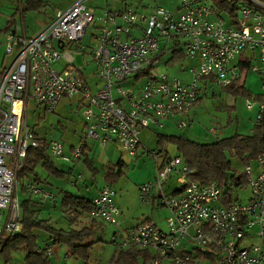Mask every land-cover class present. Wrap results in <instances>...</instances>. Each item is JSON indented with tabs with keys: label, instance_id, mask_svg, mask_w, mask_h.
I'll return each instance as SVG.
<instances>
[{
	"label": "built area",
	"instance_id": "built-area-1",
	"mask_svg": "<svg viewBox=\"0 0 264 264\" xmlns=\"http://www.w3.org/2000/svg\"><path fill=\"white\" fill-rule=\"evenodd\" d=\"M87 1L57 11L36 36L5 35V54L12 61L0 85V240L22 230L19 175L27 151L39 147L26 122L30 101L49 114L61 99L70 102V112L84 122V142L66 155L60 141L50 140L47 153L53 160L75 163L89 139L101 148L113 143L135 158L144 129L161 128L170 120L185 128L204 81L223 88L241 81L247 71L240 62L248 61L251 69L256 52L259 66L252 71L261 76L264 91V5L242 6L241 18L237 14L227 23L203 0H180L174 10L156 7L148 16L126 7L96 15ZM172 49L197 60L189 83L161 71L159 55ZM78 56L90 61L74 66ZM60 60L65 67L57 71ZM88 63L95 67L93 86L82 72ZM245 105L249 111L255 107L248 98ZM257 110L259 122L263 102ZM152 155L155 178L139 186V198L146 204L156 196L157 205L167 211L166 230L145 219L120 232L121 213L109 184L91 201L89 216L116 229L111 241L116 250L148 252L152 258L145 264H264L263 156L254 160L256 172L252 164L244 167L251 198L241 202L227 200L215 182L194 180L193 170L178 155ZM171 177L178 189L167 194L163 187ZM23 191L39 203L53 199L33 181L25 182ZM52 253L48 247L47 254Z\"/></svg>",
	"mask_w": 264,
	"mask_h": 264
},
{
	"label": "rangeland",
	"instance_id": "rangeland-1",
	"mask_svg": "<svg viewBox=\"0 0 264 264\" xmlns=\"http://www.w3.org/2000/svg\"><path fill=\"white\" fill-rule=\"evenodd\" d=\"M44 1L47 2L44 13H29L24 20V24L28 27L29 32L37 29L38 21L50 24L51 19L54 18L57 11L64 10V8L77 0ZM24 2L25 0H22L23 5ZM179 3L180 0H88L85 4L96 15L102 14L105 10H119L126 7V9L137 11L142 15L148 16L156 7L174 10L178 7ZM8 4L10 7H15L17 5L16 0H0V13L10 14V10L6 12L4 8ZM237 14L238 17L241 18L239 10ZM221 15L227 23L233 19L226 13H221ZM14 20L16 22L17 31L20 33L22 30L21 16L18 14ZM139 33L140 32H137L135 35L140 37ZM89 35L90 30H88L85 39H87ZM88 61H90L89 57L84 60L83 57L78 56L75 58L74 66H83ZM159 61L161 71L165 73L169 79L178 80L182 83H189L191 81L190 70L197 67V60L187 59L183 57L182 53L179 51L175 53L167 51L160 56ZM5 63H7V60ZM251 66V69L247 70L243 82L244 90L247 91L248 95H233L219 86L216 82L209 84L206 90L201 91L199 102H197L195 107L190 111L189 118L186 119L185 128H178L177 121L170 120L162 122L161 124L163 126L161 128L151 126L141 131L139 139L144 149L139 147L138 154L135 158L130 157L126 152L122 151L119 146L107 143L102 149L97 142L89 139L86 142L90 150L85 148L82 155L84 152L86 154L91 153L93 165L97 171L96 175H92L91 171L87 169L82 160L76 165L63 162L62 160H53L54 165L65 171L73 166L72 174L68 180H57L50 176L48 177L44 170L39 167L36 168V172L41 180L46 179L48 182V185L43 186V188L49 190L56 199L55 208H53L52 201H47L44 204V207L49 209L50 212L51 226L57 229L67 227L65 220L61 218L60 214V190L69 191L76 196H81L90 200L95 196L97 188L101 184V179L104 176L106 168L103 164H115L120 161L123 163L121 175L111 183V187L116 193L115 203L122 212L119 217L121 228L118 230L121 232L125 227L129 228L145 219L154 221L157 227L166 230L165 219L167 218V211L162 207L152 206L151 202H147L146 204L142 203L139 198L138 190L139 186L152 182L155 178L156 165L152 153L158 151V135L183 136L198 144H211L218 139L228 138L235 134L250 135L256 123V116L258 113L257 106L259 102L256 100V96L264 95V91L262 90V78L259 74L252 71L253 67L259 66L257 52L255 53ZM64 67L65 62L62 60L58 61L54 66L57 71H60ZM94 70V64L88 63L82 71L88 83L92 86L95 84L93 77ZM138 79L140 80V78ZM131 81L132 80L128 83H131ZM246 98L255 105L251 111L246 108ZM36 107L37 105L33 101H30L27 106L26 122L29 128L33 129L40 137L47 140L60 141L63 144L66 155H70V145H73L75 149L82 146L86 130L81 118L70 112V102L67 99H61L56 105L54 112L51 114L42 109H37ZM166 146L169 149V156L177 155L175 149L171 148L170 145ZM82 157L85 158V154ZM103 158L104 161L102 163L101 159ZM228 160L236 176L244 174L245 165L235 157H230ZM250 164H252L255 170L254 161H251ZM79 173L82 174V176L77 178ZM28 180L27 178H19V203L27 198V194L21 191V187L23 182ZM74 180H76V186H71L69 181ZM166 186H164L163 189L168 193L173 187H177L174 178L171 177ZM232 192L233 198L241 202H247L251 198V193L247 185L242 189L233 188ZM45 218L48 217L46 216ZM87 224L88 219L84 218L77 226L80 228L82 225ZM115 232L116 229L114 227L101 221L95 225L94 234L91 237V240L94 241V245L90 251L89 260L86 264H110L112 258L117 257L119 251H116L114 244L111 242ZM35 234L37 235V241L40 246L47 245L46 240L48 237L45 233L36 231ZM24 257L25 252L23 250L12 252L9 264H23ZM3 258L4 256L0 254V264H4ZM51 260L54 264H76L73 259H66L64 256L60 257V260L51 256ZM78 264H81V262Z\"/></svg>",
	"mask_w": 264,
	"mask_h": 264
},
{
	"label": "trees",
	"instance_id": "trees-1",
	"mask_svg": "<svg viewBox=\"0 0 264 264\" xmlns=\"http://www.w3.org/2000/svg\"><path fill=\"white\" fill-rule=\"evenodd\" d=\"M203 1H208L215 10L216 17L221 19V13H226L231 19L235 18L237 16V11L242 6L252 7L256 6L255 3L264 5V0ZM45 7L46 4L40 0H27L25 11H39ZM10 23L11 21L8 22L9 25ZM8 30L9 26H7L5 34L11 33L8 32ZM178 51L181 53L180 50L172 49L173 53ZM249 67L248 61L242 63V70L247 71ZM140 77L141 75L136 78ZM207 81L208 80L204 81L202 91L206 90L209 84H212ZM243 84L244 83L240 81H236L231 86H227L224 89L233 95H248L247 91L244 90ZM199 100L200 97L197 102H199ZM256 100L264 103V95H257ZM33 133L39 142V147L27 151L23 161V171L20 173L19 178L30 175L34 177V182L38 183L39 178L36 173V168L39 167L47 173L48 177L50 176L57 180H68L71 173L54 165V162L47 153V145L50 140L40 137L34 130ZM166 145H173L176 148L177 155L193 170L192 178L194 180L201 184H208L211 182L217 183L225 198L227 200H232L233 188H245L247 180L244 174L236 176L233 173L228 159L230 157H235L246 166L259 156L264 157V112L261 120L254 124L250 135L235 134L228 138L218 139L211 144H198L183 136L158 135L157 153H165L164 147ZM165 156H168V153H165ZM82 162L87 169L91 171L92 175L97 174L92 161H88V159L85 158ZM122 166L123 163L120 161L115 164H107L103 176L105 182L111 186V183L120 177ZM74 186H76V183ZM177 189L178 188L175 187L172 191ZM59 195L60 214L61 218L65 220L67 227L57 229L51 226L50 214L45 215L48 218L42 215V212L45 210V203H39L30 198L23 199L20 204V222L22 224V230L19 233L11 234L0 240V254L4 256V264H9L12 252L20 250L25 252L23 264H54L47 254V248L54 245L66 247L70 256H72L77 263H87L90 251L94 245V241L91 240V237L94 234L95 225L100 223V221L94 220L89 216L93 198L87 200L84 197L76 196L65 190H60ZM50 201H52L53 207H55L56 199L53 197ZM84 218L88 219V224L82 225L79 228L77 224L82 222ZM36 231L43 232L47 235V245L40 246L38 244L37 235L35 234ZM116 251H119V253L116 258H112L110 264H145L152 258L148 252L140 251L135 248Z\"/></svg>",
	"mask_w": 264,
	"mask_h": 264
},
{
	"label": "crops",
	"instance_id": "crops-1",
	"mask_svg": "<svg viewBox=\"0 0 264 264\" xmlns=\"http://www.w3.org/2000/svg\"><path fill=\"white\" fill-rule=\"evenodd\" d=\"M41 2H43V3H45L46 4V7H47V2H45L44 0H40ZM76 2V1H75ZM74 2V3H75ZM74 3H72V4H70L69 6H67L66 8H64V9H67L68 7H70L71 5H73ZM16 6L15 7H13V6H11L10 7V5L8 4L6 7H4L5 8V10H6V12H8L9 10H10V14L9 13H6V14H3V13H0V85H1V82H2V79H3V76H4V72H5V70L9 67V65L11 64V61H12V57L11 56H8V55H6L5 54V50H4V41H5V30H6V28H7V26H9V30H8V32H11V33H13V34H15V35H17V36H20V37H33V36H36V35H38L39 33H41L42 31H44L48 26H49V24L48 23H43L42 21H38L37 22V29H34L33 31H31V32H29V30H28V27L27 26H25V24H24V20H25V18L27 17V15L29 14V13H44L45 12V9H46V7L45 8H43V9H40L39 11H25L26 10V4H27V0H25V2H24V5H23V3H22V0H16ZM122 9V8H121ZM121 9H119V10H121ZM42 10H44V11H42ZM18 14L21 16V22H22V30H21V32L19 33L18 31H17V28H16V22H15V17L16 16H18ZM52 20H53V18L51 19V22H52ZM9 21H11V23H10V25L8 24V22ZM50 22V23H51ZM171 52H172V50H171ZM162 54H164V53H162ZM161 54V55H162ZM183 55V54H182ZM6 60H7V63H5L6 62ZM241 63V65H242V61L240 62ZM246 76V75H245ZM244 78L245 77H243V79L240 81L241 83H243L244 82ZM82 120V119H81ZM82 123H83V126H84V122H83V120H82ZM33 130V129H32ZM86 142V141H85ZM111 145H115V144H113V143H111ZM115 146H117V145H115ZM142 149H144V146L141 144V146H140ZM166 147L167 146H165L164 147V152L165 153H168V147H167V149H166ZM170 147L171 148H173V149H175L176 150V148L173 146V145H170ZM70 153L72 152V149L74 148V146L73 145H70ZM85 148H87L88 150H90V148H89V146H88V144H87V142H86V144H85V146H84V148H83V150H85ZM140 148V149H141ZM101 149V148H100ZM100 149H99V151H100ZM103 149V148H102ZM88 153V152H87ZM165 153H162V154H159V157L161 158L162 156H164V154ZM84 154H85V158H87L88 159V161H92V164H93V160H92V157H91V153L89 154H86L85 152H84ZM83 154V155H84ZM82 155V156H83ZM87 156V157H86ZM50 157V156H49ZM85 158H83V157H81V159L79 160V161H81V160H84ZM52 161H53V159L52 158H50ZM79 161H77V162H75V163H73V165H76ZM103 161H104V158L103 159H101V162L103 163ZM108 164H111V163H108ZM85 165V164H84ZM105 167H106V165L107 164H103ZM94 166V165H93ZM72 167L73 166H71V167H69V169H67L66 171H69L71 174H72ZM65 171V170H64ZM37 173V172H36ZM37 175H38V173H37ZM79 176H82V174H78V176H77V178H79ZM24 178H27V179H29L28 181H33L34 182V177H32V176H25V177H23V179ZM32 180H31V179ZM38 178H39V181H38V185H40L42 188H43V186H47L48 185V182H47V180L45 179V180H41V178L39 177V175H38ZM102 181H101V184L99 185V187L97 188V191H96V193H95V196L94 197H96L97 196V194H98V191H99V189L104 185V184H107L106 182H105V180H104V177H102V179H101ZM44 181H46V182H44ZM27 182V181H26ZM76 183V180H74V181H69V183L71 184V183ZM25 182H23V184H24ZM23 184H22V187H21V191L24 193V191H23ZM71 186H74V185H72L71 184ZM167 187V186H166ZM175 187H173L172 188V190L174 189ZM44 189V188H43ZM46 190V189H45ZM171 190V191H172ZM46 191H49V190H46ZM170 191V192H171ZM50 192V191H49ZM164 192H166L167 194H168V192L167 191H164ZM169 192V193H170ZM17 194H18V186H17ZM25 194V193H24ZM93 197V198H94ZM28 198H30V199H32V200H36V201H38L35 197H31V196H27V198H25V199H28ZM18 200H19V197H18ZM50 200H52V199H48V200H46L44 203H46L47 201H50ZM91 200V199H90ZM149 202H151L152 203V206L154 205L155 207H159L158 205H157V200H156V196H152L151 197V199H150V201ZM21 204V203H20ZM40 207V206H39ZM53 208H55V207H53ZM119 208V207H118ZM120 210V213H122L121 212V209H119ZM49 215L50 214V212H49V209H47V208H45V210L42 212V215L43 216H45V215ZM46 217V216H45ZM138 224V223H137ZM137 224H135V225H133V226H131V227H134V226H136ZM131 227H129V228H131ZM121 228V227H120ZM125 229H127V227H125ZM125 229H123V230H125ZM52 248V252H53V254L51 255V256H53V257H55L56 259H58V260H60V257H62V256H64L66 259L67 258H71V259H73L74 260V258L72 257V256H70V254L68 253V251H67V249H66V247H64V246H60V245H54V246H52L51 247ZM51 256H50V258H51ZM52 261V260H51ZM74 262L76 263V264H78L75 260H74Z\"/></svg>",
	"mask_w": 264,
	"mask_h": 264
}]
</instances>
